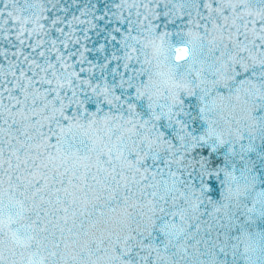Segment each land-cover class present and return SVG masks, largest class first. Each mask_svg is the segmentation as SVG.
Masks as SVG:
<instances>
[{"label":"snow or ice","instance_id":"snow-or-ice-1","mask_svg":"<svg viewBox=\"0 0 264 264\" xmlns=\"http://www.w3.org/2000/svg\"><path fill=\"white\" fill-rule=\"evenodd\" d=\"M0 264H264V0H0Z\"/></svg>","mask_w":264,"mask_h":264}]
</instances>
